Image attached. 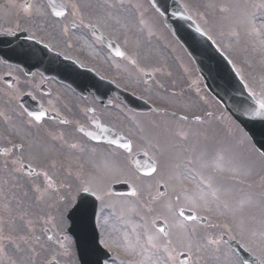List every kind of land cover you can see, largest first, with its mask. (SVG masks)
<instances>
[{
  "label": "snow or ice",
  "instance_id": "6c2138e0",
  "mask_svg": "<svg viewBox=\"0 0 264 264\" xmlns=\"http://www.w3.org/2000/svg\"><path fill=\"white\" fill-rule=\"evenodd\" d=\"M8 7L28 21L0 30V37L22 32L33 42L20 55L38 61L50 54L55 62L75 36L77 46L106 53L147 110L80 95L86 102L74 104V117L59 96L40 102L35 85L25 91L27 74L5 81L0 264H264V142L238 122L264 125V0H25ZM158 33L182 34L192 52L208 42L220 51L218 40L247 49L251 69L229 60L241 87L228 116L219 107L223 96L210 101L189 68L177 72L154 43ZM63 59L74 82L99 75L79 57Z\"/></svg>",
  "mask_w": 264,
  "mask_h": 264
},
{
  "label": "flooded vegetation",
  "instance_id": "af4514ba",
  "mask_svg": "<svg viewBox=\"0 0 264 264\" xmlns=\"http://www.w3.org/2000/svg\"><path fill=\"white\" fill-rule=\"evenodd\" d=\"M59 3L61 0H58ZM23 4L25 0H0V18L2 16H9V20H5L4 18L0 19V30L3 28L14 27L17 23H19L20 28H24L28 25V21L25 19L24 15L19 12L18 8L8 7L9 3ZM43 3L48 5L46 1L43 0ZM38 35H43V32L38 33ZM17 38L14 37H0V40L5 42L0 43V92L5 90V81L6 80H23L25 74H27L28 79L32 81V84L29 85L25 91H32V85H35V91H33V95L36 96V100L40 102L47 101L48 99H53L57 96L61 98L62 101L67 103L68 108L73 109V116L79 117L78 111L74 108V104L83 105L86 100L90 101L92 99H103L105 104L107 101L111 100L116 104H127L124 99L128 100L125 96L126 94L118 93L115 94L113 91L107 92V89L112 90V85L99 84L102 87L100 91L97 92L94 86H89L87 82L96 81V74L89 73L90 80H77L73 81L72 78L68 77L63 72V65L69 63L63 59L64 56L71 55L73 59L79 57L81 62H87V66L89 68H95L96 72L99 73L98 76L106 77V80H115V86L117 88H121L125 92L133 93L140 97L142 93L131 83L124 80L123 77L115 74L114 68L112 64L106 59V53L102 52L100 49H92L89 47H80L76 44V37H73L74 46L71 51L65 50L63 52L62 60L58 58L55 62H50L49 58L47 59L49 67H44V69L40 70L37 68L36 59H26L20 53L26 51L28 46L33 42L28 41L25 35L22 32H17ZM10 41V42H8ZM47 42V39H45ZM81 44H86L82 39L80 40ZM154 43H159V41L154 40ZM62 48V45H60ZM100 53L99 56L96 53ZM93 90L96 92L95 96L90 95L93 93ZM46 93H51L49 97ZM83 95L86 97V100H81L79 97ZM75 97V99H73ZM29 103H32L30 97H25ZM147 99V97H145ZM152 103V101H149ZM129 106V105H128ZM63 112L66 113V110L63 108V104L58 105ZM103 107V106H101ZM112 115L117 116L118 119L122 120L125 124L126 120L123 119L122 116L119 115L118 112L114 110H110ZM72 118V117H70ZM46 126L49 128H55L56 122L53 120H47L45 122ZM72 251H76V247L74 243L71 245ZM250 264H253L250 261Z\"/></svg>",
  "mask_w": 264,
  "mask_h": 264
},
{
  "label": "water",
  "instance_id": "95a60500",
  "mask_svg": "<svg viewBox=\"0 0 264 264\" xmlns=\"http://www.w3.org/2000/svg\"><path fill=\"white\" fill-rule=\"evenodd\" d=\"M166 2L171 5L173 0H166ZM173 36L177 38L191 59L194 60L196 70H198L206 89L217 100H219V97L216 95L217 93L223 96L224 99L221 103L225 109L232 106L241 85L234 77L229 59L220 51H216L211 45V42L203 44L200 50L192 52L182 38V34H174ZM238 122L241 123L242 127L251 129L250 135L254 133V140L264 142V125L259 123V118H257V122L253 123L241 117ZM117 187L119 190H123V186Z\"/></svg>",
  "mask_w": 264,
  "mask_h": 264
},
{
  "label": "rangeland",
  "instance_id": "374dc122",
  "mask_svg": "<svg viewBox=\"0 0 264 264\" xmlns=\"http://www.w3.org/2000/svg\"><path fill=\"white\" fill-rule=\"evenodd\" d=\"M159 36V41H161L164 49H165V54L168 57H172V54H176L179 58L177 59L178 61L175 62V64L173 63L174 66H176L177 68V72H181L183 67L189 68L190 70V74H191V80L199 81V87L201 89V95H207L210 98V101H212L211 97L208 95V92L204 90V87L202 85V81L200 80V78L198 77L197 71L194 68V65L192 63H190L189 59L186 58L185 53L183 52V49H181L175 42L173 39H170V37L166 34H160L158 33ZM215 39V37H214ZM218 43H222L221 46V51L226 54L231 61H233L234 63L241 65L243 67H245L246 69H251L253 67V65L251 63H249L248 60L245 59V56L247 55V49H244L242 51H238L235 46H233L232 48H228L227 47V41L224 42H220L218 40ZM254 59V57L252 58ZM258 71L261 70L260 68L257 69ZM258 79V77H257ZM214 102V101H212Z\"/></svg>",
  "mask_w": 264,
  "mask_h": 264
}]
</instances>
